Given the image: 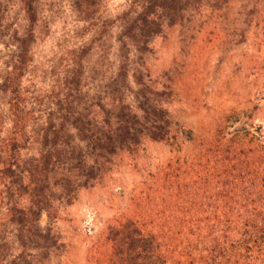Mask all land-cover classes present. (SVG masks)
<instances>
[{
    "label": "rangeland",
    "instance_id": "obj_1",
    "mask_svg": "<svg viewBox=\"0 0 264 264\" xmlns=\"http://www.w3.org/2000/svg\"><path fill=\"white\" fill-rule=\"evenodd\" d=\"M146 3L0 0V138L12 129L2 84L30 39L20 171L1 184L19 189L25 220L0 208V264H103L168 172L264 163V0H180L174 21L151 10L144 27ZM125 124L136 142L115 135L98 158L92 139Z\"/></svg>",
    "mask_w": 264,
    "mask_h": 264
},
{
    "label": "trees",
    "instance_id": "obj_2",
    "mask_svg": "<svg viewBox=\"0 0 264 264\" xmlns=\"http://www.w3.org/2000/svg\"><path fill=\"white\" fill-rule=\"evenodd\" d=\"M179 3L180 0H147L141 18L144 27L150 22L151 10H162L174 21ZM27 13L35 22L31 3ZM29 44L26 38L19 64L8 72L2 84L10 95L12 129L0 138V208L6 207L8 217L18 223L25 220L18 204L19 189L6 190L1 184L5 186L9 180L14 184L19 176V143L25 135L27 116L19 80L28 61ZM115 135L123 137L119 144L136 142L127 124L117 128L115 134L103 132L92 139L98 158L116 151ZM149 137L168 142L175 138L158 130L150 131ZM207 164L204 168L197 164L200 168L190 165L189 171L188 166L168 172L162 195L152 198L155 204L147 203L149 195L143 199L144 204L141 199L136 203L134 214L114 237L113 254L103 255V264H264V163L261 161L255 168H251V160L237 166ZM189 172H193L191 179L180 175Z\"/></svg>",
    "mask_w": 264,
    "mask_h": 264
}]
</instances>
